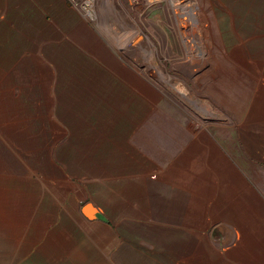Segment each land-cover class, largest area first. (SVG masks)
Wrapping results in <instances>:
<instances>
[{"label":"rangeland","instance_id":"1","mask_svg":"<svg viewBox=\"0 0 264 264\" xmlns=\"http://www.w3.org/2000/svg\"><path fill=\"white\" fill-rule=\"evenodd\" d=\"M196 4L0 0V264H264V0Z\"/></svg>","mask_w":264,"mask_h":264},{"label":"bare ground","instance_id":"2","mask_svg":"<svg viewBox=\"0 0 264 264\" xmlns=\"http://www.w3.org/2000/svg\"><path fill=\"white\" fill-rule=\"evenodd\" d=\"M166 1H168L171 4V6H174L175 8H177L178 10L177 13L179 14L182 13L183 10H190L191 12H195L198 10L196 0H166ZM182 16H185V15L183 14ZM160 76L163 78L162 74H160ZM176 90L179 93H181L184 97H186L187 92L182 90L180 86H177ZM191 102L194 103L196 106H199L196 102L194 101H191Z\"/></svg>","mask_w":264,"mask_h":264},{"label":"crops","instance_id":"3","mask_svg":"<svg viewBox=\"0 0 264 264\" xmlns=\"http://www.w3.org/2000/svg\"><path fill=\"white\" fill-rule=\"evenodd\" d=\"M152 2L153 0H146V2L148 3V2ZM151 4V3H150ZM149 4V5H150ZM113 22H115V21H113ZM113 22L112 23H110V25L112 26L113 25ZM115 24V23H114ZM134 27V26H133ZM126 40H128L127 38H125V41ZM125 41H123L122 42V44L121 45H123V43L125 42ZM0 65H2V66H10L9 64H7V63H4V64H0ZM1 68V67H0ZM6 71H8L7 69H6ZM3 72H5V70L3 71ZM75 77L76 76H74V79H75ZM78 78V77H77ZM79 80V79H78ZM77 80V81H78ZM78 86H81V87H83V86H87V85H80V84H74V86L72 85V87L71 88H73V87H75V88H77ZM71 256H72V258H73V263L75 262V264H83V263H85V261H86V259H87V256H86V252H83V251H74L73 253H71ZM103 264H108V262L107 261H105Z\"/></svg>","mask_w":264,"mask_h":264},{"label":"water","instance_id":"4","mask_svg":"<svg viewBox=\"0 0 264 264\" xmlns=\"http://www.w3.org/2000/svg\"><path fill=\"white\" fill-rule=\"evenodd\" d=\"M84 210L89 211V210H90V207H89V206H85V207H84ZM95 216H96V215H95Z\"/></svg>","mask_w":264,"mask_h":264},{"label":"built area","instance_id":"5","mask_svg":"<svg viewBox=\"0 0 264 264\" xmlns=\"http://www.w3.org/2000/svg\"><path fill=\"white\" fill-rule=\"evenodd\" d=\"M133 1H137V0H133Z\"/></svg>","mask_w":264,"mask_h":264}]
</instances>
